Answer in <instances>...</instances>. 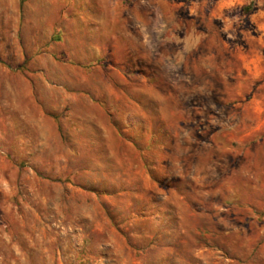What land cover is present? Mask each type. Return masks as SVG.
<instances>
[{
    "label": "rangeland",
    "instance_id": "obj_1",
    "mask_svg": "<svg viewBox=\"0 0 264 264\" xmlns=\"http://www.w3.org/2000/svg\"><path fill=\"white\" fill-rule=\"evenodd\" d=\"M0 264H264V0H0Z\"/></svg>",
    "mask_w": 264,
    "mask_h": 264
}]
</instances>
